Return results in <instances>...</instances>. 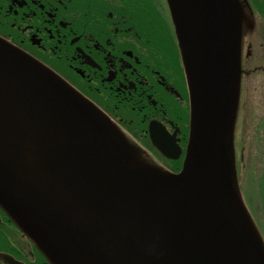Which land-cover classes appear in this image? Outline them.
I'll use <instances>...</instances> for the list:
<instances>
[{
  "label": "water",
  "instance_id": "95a60500",
  "mask_svg": "<svg viewBox=\"0 0 264 264\" xmlns=\"http://www.w3.org/2000/svg\"><path fill=\"white\" fill-rule=\"evenodd\" d=\"M169 1L191 94L178 173L0 37V206L52 264H264L233 160L238 1Z\"/></svg>",
  "mask_w": 264,
  "mask_h": 264
},
{
  "label": "flooded vegetation",
  "instance_id": "af4514ba",
  "mask_svg": "<svg viewBox=\"0 0 264 264\" xmlns=\"http://www.w3.org/2000/svg\"><path fill=\"white\" fill-rule=\"evenodd\" d=\"M239 2L238 148L252 145L254 133L264 136V0ZM6 23L21 45L77 85L137 145L146 149L142 136L149 137L155 120L184 149L188 93L165 0H0V29ZM3 215L0 254L10 258L0 264H51Z\"/></svg>",
  "mask_w": 264,
  "mask_h": 264
},
{
  "label": "rangeland",
  "instance_id": "374dc122",
  "mask_svg": "<svg viewBox=\"0 0 264 264\" xmlns=\"http://www.w3.org/2000/svg\"><path fill=\"white\" fill-rule=\"evenodd\" d=\"M252 163H253V156L252 157L248 156L247 159H246L247 166H250ZM243 182H245V184L244 183L243 184H244V186L246 188L245 189L244 186H242V192H243L242 194H243L244 200H245V202H246V204H247V206H248V208H249L254 220L255 219L259 220L258 225H259V228H260V230H261V232H262V234L264 236V226H263V224L261 222V215H260V212H259L258 207H257L256 199L251 194L252 186L250 184V181H249L247 173L243 177Z\"/></svg>",
  "mask_w": 264,
  "mask_h": 264
}]
</instances>
